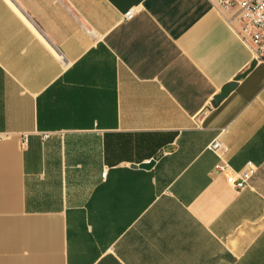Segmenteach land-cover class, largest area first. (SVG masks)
Returning <instances> with one entry per match:
<instances>
[{
	"label": "crops",
	"instance_id": "1",
	"mask_svg": "<svg viewBox=\"0 0 264 264\" xmlns=\"http://www.w3.org/2000/svg\"><path fill=\"white\" fill-rule=\"evenodd\" d=\"M253 62L211 0H0V264H264Z\"/></svg>",
	"mask_w": 264,
	"mask_h": 264
},
{
	"label": "built area",
	"instance_id": "2",
	"mask_svg": "<svg viewBox=\"0 0 264 264\" xmlns=\"http://www.w3.org/2000/svg\"><path fill=\"white\" fill-rule=\"evenodd\" d=\"M213 7L226 17L227 22L234 26L241 41L251 53L252 60L264 63V0H211ZM134 9H129L122 15L124 21H130L135 15ZM11 138L10 133L0 130V142ZM25 138L22 136V145ZM218 162L214 172L225 177L226 183L235 190L248 187L255 172L254 167H246L241 171H234L225 160L227 148L218 140L208 146ZM105 177V173H103Z\"/></svg>",
	"mask_w": 264,
	"mask_h": 264
},
{
	"label": "water",
	"instance_id": "3",
	"mask_svg": "<svg viewBox=\"0 0 264 264\" xmlns=\"http://www.w3.org/2000/svg\"><path fill=\"white\" fill-rule=\"evenodd\" d=\"M255 65V62H253L250 66V69ZM247 73H243L241 74L240 76H238L233 83H230L229 85L223 87L219 93V95L217 96L216 98V101H220L221 99H223L224 97H226L235 87H236V84L237 82L242 79ZM154 165V161L151 160L149 161L148 163H145V164H142V165H139V168L140 169H150L152 168V166Z\"/></svg>",
	"mask_w": 264,
	"mask_h": 264
}]
</instances>
